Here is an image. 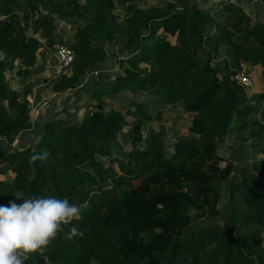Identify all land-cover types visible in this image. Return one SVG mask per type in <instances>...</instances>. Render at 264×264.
Returning <instances> with one entry per match:
<instances>
[{"label":"trees","instance_id":"trees-1","mask_svg":"<svg viewBox=\"0 0 264 264\" xmlns=\"http://www.w3.org/2000/svg\"><path fill=\"white\" fill-rule=\"evenodd\" d=\"M249 1L0 0V204L22 191L80 208L24 264H264V13ZM59 21L73 26L75 58L44 81L56 97L80 84L97 102L159 95L190 114L186 133L146 132L103 104L31 119L32 84L11 88L5 74L29 80ZM245 65L263 67L262 91L234 78ZM232 133L263 156L233 176L220 153Z\"/></svg>","mask_w":264,"mask_h":264},{"label":"rangeland","instance_id":"rangeland-1","mask_svg":"<svg viewBox=\"0 0 264 264\" xmlns=\"http://www.w3.org/2000/svg\"><path fill=\"white\" fill-rule=\"evenodd\" d=\"M144 1L148 2V4L150 5L161 4L160 3L161 0H144ZM261 8H262V13H264V4H262ZM253 12H257V11L254 10ZM221 15L224 16V12H222ZM70 21L79 22V20L73 18H71ZM56 40H59V38L58 39L56 38ZM70 42H72V39H70ZM115 45L119 48V44L116 43ZM53 49H54V45L53 47L47 49L49 53L48 56L50 55V53L53 52ZM115 55L117 54H114L113 56ZM226 57H227V50L223 47L218 57L213 60V63H219L220 61L226 60ZM109 63H113V61H109ZM49 64H50V68L55 65L54 62ZM250 67L252 70H250L249 73L247 74V76L250 78L251 81V85L249 86V88L254 90H260L262 88L261 87L262 74L260 73V70L262 71L263 67L260 65L258 66V68L253 66ZM6 74H8V72H6ZM35 76L36 75H34V77L31 78L32 81H30L29 83L33 85L34 91H36L37 89H41V90L40 93L34 95L33 99L31 100L30 112H29L31 119H35L38 114H42L44 111L47 112L48 108L51 106L52 107L54 106L53 108H56L55 110L57 111L60 109L61 105L63 104H66L65 106H67L69 110L72 109L73 107L87 105V97L85 93H83L85 89L81 84L74 90L68 92L67 94H63L59 96L57 95V97L56 95L52 96V101H51L49 100V97L44 98L45 96L43 94L44 87H42V85H45V83H43L45 81L43 80L45 77L42 78L41 81L40 80L41 75L38 76L37 80H35L36 79ZM153 96H154L153 98H150L144 95L143 92H135L134 95L132 94L130 97L125 96L121 100H118L116 98V101L114 99V96H110L113 97V99L110 98L112 100L110 99L107 100V98H105V100L102 99L100 100L98 105L101 106L103 103L108 102L109 106H114V108L120 111L123 115L133 113V115L130 116L131 118H128L129 119L128 121L131 122L132 119H136V118L143 119L144 121L143 129H145L146 132L160 130L163 136H166L167 138L170 139H173L174 136L177 134L180 135L186 133L185 131L186 128L188 127L191 118L190 114L183 111V109L179 105L176 104L171 105L165 103L159 95H153ZM53 97L61 98V99L54 101L55 98L53 99ZM43 100L44 101L46 100V104L43 107H40V102ZM60 100H62L61 104H58ZM142 102L145 104L146 108L148 109L147 118L142 115L140 116V113L138 112L137 109L138 104L141 103L143 105ZM145 106L143 105V107ZM71 115L75 116L74 114ZM242 136L245 135L243 134ZM116 138L120 142V144H122L126 149H129L130 145L124 144V140L121 139L119 135H117ZM220 153L226 159H228L229 157H233L235 159V163H237V165H236V170L235 172H233L232 176L236 175L237 172L244 171L246 169L244 162L248 163V161H250L252 158H254L253 160H256L258 158L263 157L262 155L259 154L258 148L255 147V145H253L250 140H244L242 142L239 138L236 137L235 133H232L231 135H228L224 138L223 143L220 145ZM108 167L116 168V164L112 163ZM224 188L227 189L228 184L225 185Z\"/></svg>","mask_w":264,"mask_h":264},{"label":"clouds","instance_id":"clouds-1","mask_svg":"<svg viewBox=\"0 0 264 264\" xmlns=\"http://www.w3.org/2000/svg\"><path fill=\"white\" fill-rule=\"evenodd\" d=\"M46 153L32 156L43 160ZM13 199L0 204V264H24L29 254L41 250L56 237L62 225L80 216V208L67 198L54 195L12 193ZM77 234L75 226L65 234Z\"/></svg>","mask_w":264,"mask_h":264},{"label":"crops","instance_id":"crops-1","mask_svg":"<svg viewBox=\"0 0 264 264\" xmlns=\"http://www.w3.org/2000/svg\"><path fill=\"white\" fill-rule=\"evenodd\" d=\"M256 1H258V0H250L249 1V5H247V6H245L244 8L246 9V11H254V10H256L257 11V9H260V11H261V15H262V4H264V0H259V3L260 4H258L257 6H254V2H256ZM244 2H247V4H248V0H242V2H240L242 5H244L245 3ZM253 14H255V12H253ZM220 16H222L221 15V13H220ZM57 33H58V37H57V39L59 38V40H56L57 42H55L54 43V47H55V45H57V44H59V43H65V44H67V45H69V44H72L73 42H74V40H73V33H74V30H73V26L72 25H70V24H68L66 21H59L58 23H57ZM70 39H72V42H70ZM53 47V46H52ZM226 50H228L227 49V47H224ZM53 51H54V49H53ZM53 53V52H52ZM52 53H50V55L48 56L47 55V52H44V54H43V58L41 57V58H39L38 57V59H36V63H35V69H34V74L30 77V79L29 80H26L24 77H22V76H18V75H16V72H15V69L14 70H12V71H7L8 72V74H6V78H7V81H8V84H9V86L11 87V88H22L24 85H25V83L24 82H26V83H28V82H30V81H32L31 80V78L32 77H34V75H36L35 77H36V79L35 80H37V78H38V76L39 75H41V77H40V80L42 81V78H44L43 80H45L46 78L47 79H49V78H52V77H55L56 75H58L60 72H61V70L59 69V67H58V65L55 63V61L53 60V56H52ZM227 54H228V51H227ZM227 58H228V55H227V57H226V60H227ZM55 63V65L53 66V67H51L50 68V64L49 63ZM253 67H257L258 68V66H253ZM249 69V71L250 70H252L251 69V67L250 66H244V68L242 69V71L243 72H245L246 70L245 69ZM260 70V69H259ZM263 71V70H262ZM262 71L260 70V73L262 74ZM97 71H93L92 73H96ZM12 73H13V75H12ZM249 72H247V74H248ZM91 74V73H90ZM263 78V77H262ZM40 83H42V82H40ZM43 83H45V82H43ZM42 87H44V98H48L49 97V100H51L52 101V96H54V94L55 93H53V92H51L47 87H46V85H42ZM261 87H263L262 85H261ZM75 89V88H74ZM74 89H69V90H67V91H65L64 93H62V95L63 94H67L68 92H70V91H72V90H74ZM40 90L41 89H37L36 91H34L33 90V85H32V93H31V99H30V101L33 99V97H34V95H37V94H39L40 93ZM88 90V89H87ZM87 90L85 89L84 90V92L83 93H85V95H86V97H87V94H88V92H87ZM33 91H34V93H33ZM255 91H262V88L260 89V90H255ZM128 94V95H127ZM134 95V94H133ZM144 95H146L147 97H150V98H153L154 96L153 95H148V94H146V93H144ZM125 96H131V94L128 92V91H122L119 95H116V96H114V99H115V101H116V98L118 99V100H121L122 98H124ZM54 98H56V97H53V99ZM105 98H107V100H109L110 98H112L113 99V97H103V98H101V100L102 99H104L105 100ZM112 99H110V100H112ZM61 101L62 100H60L59 102H58V104H61ZM91 104H93V105H91ZM98 103L99 102H97V101H95V100H89L88 98H87V105L86 106H77V107H73L72 109H68L67 108V112H69L70 114H75V112H76V115L77 116H79V114H81V113H83V112H85L86 110H87V108H89V107H91V106H98ZM143 103V102H142ZM94 104H96V105H94ZM143 105L145 106V104L143 103ZM103 106H104V108L105 109H109V108H114V106H109V104H108V102H106V103H103ZM54 107V106H53ZM146 107V106H145ZM56 108H52V111H56L55 110ZM115 109V108H114ZM76 110V111H75ZM80 110V111H79ZM117 110V109H116ZM58 111V110H57ZM79 111V113H77ZM131 115H133V113H129V114H124V116L126 117V119H127V121L129 120L128 118H131L130 116ZM31 117V116H30ZM71 117H74V116H72L71 115ZM78 119V118H77ZM78 121H79V119H78ZM132 121H133V119H132ZM131 121V122H132ZM129 123H130V121H128Z\"/></svg>","mask_w":264,"mask_h":264},{"label":"built area","instance_id":"built-area-1","mask_svg":"<svg viewBox=\"0 0 264 264\" xmlns=\"http://www.w3.org/2000/svg\"><path fill=\"white\" fill-rule=\"evenodd\" d=\"M52 56L53 60L61 70L72 64L75 58V52L69 45L65 43H59L54 47ZM235 78L246 87L251 85L250 78L243 71L236 73ZM45 104L46 100L41 101L40 107H43Z\"/></svg>","mask_w":264,"mask_h":264}]
</instances>
